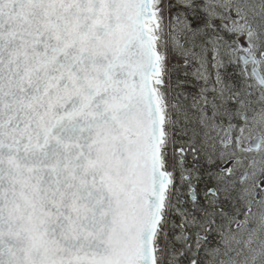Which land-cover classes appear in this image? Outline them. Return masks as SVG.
Segmentation results:
<instances>
[{
    "label": "snow or ice",
    "instance_id": "snow-or-ice-1",
    "mask_svg": "<svg viewBox=\"0 0 264 264\" xmlns=\"http://www.w3.org/2000/svg\"><path fill=\"white\" fill-rule=\"evenodd\" d=\"M0 264H264V0H0Z\"/></svg>",
    "mask_w": 264,
    "mask_h": 264
},
{
    "label": "flooded vegetation",
    "instance_id": "flooded-vegetation-1",
    "mask_svg": "<svg viewBox=\"0 0 264 264\" xmlns=\"http://www.w3.org/2000/svg\"><path fill=\"white\" fill-rule=\"evenodd\" d=\"M189 79H192L191 77Z\"/></svg>",
    "mask_w": 264,
    "mask_h": 264
}]
</instances>
